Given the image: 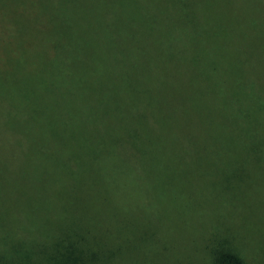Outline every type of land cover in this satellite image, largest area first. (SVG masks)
I'll use <instances>...</instances> for the list:
<instances>
[{
	"label": "trees",
	"instance_id": "16d2710c",
	"mask_svg": "<svg viewBox=\"0 0 264 264\" xmlns=\"http://www.w3.org/2000/svg\"><path fill=\"white\" fill-rule=\"evenodd\" d=\"M235 3L0 0V264H133L134 218L149 207L158 222L149 191L160 202L170 184L136 141L178 169H213L222 191L264 169V72L242 99L223 78L238 50H259L264 12ZM95 23L110 44H95ZM217 76L232 105L196 113L188 92ZM91 188L106 212L88 213ZM248 231L210 234L211 264H249Z\"/></svg>",
	"mask_w": 264,
	"mask_h": 264
},
{
	"label": "rangeland",
	"instance_id": "374dc122",
	"mask_svg": "<svg viewBox=\"0 0 264 264\" xmlns=\"http://www.w3.org/2000/svg\"><path fill=\"white\" fill-rule=\"evenodd\" d=\"M251 3L253 4H248L245 0L243 4L236 0L235 5L231 7L241 12H264V0H251ZM256 29V26L252 25V29L247 31ZM92 31L95 44H110V36L99 23L92 25ZM258 38L259 36L250 40L259 45V50L249 48L238 50L234 54L231 69L223 72V78L230 83L232 89L242 93L239 96L241 99L248 78L258 69L264 72V36L260 41ZM259 77L264 78V73H260ZM222 92L230 95L221 78L217 76V80L213 79L203 90L195 89L188 92L186 100L193 104L195 107L193 110L198 114L207 104L213 102L221 101L229 108L232 99L227 100L226 97L225 100ZM204 103L206 105H203ZM176 135L174 131L168 134L172 138ZM162 142L167 144L172 141L164 139ZM135 146L140 148L142 157L146 159L148 165L166 171L162 176L170 184L167 187L168 192L159 195L160 202L155 191L153 189L149 191L150 201H158L156 217L159 219L158 222L154 221L155 215L151 213L149 207L147 210L144 209L142 216L131 217L135 222L145 224L143 230L145 233L139 238L137 260L133 264H211V254L207 245L209 240H206L210 234L212 237L216 232L225 231L226 224L232 229L249 228L243 235L248 249L245 254L249 264H261L264 251V169H239L238 173H242L244 184L238 186L239 189L227 187L226 191H222L217 187L220 177L214 175L213 169H178L161 155L158 156L155 151L152 152L149 142L136 141ZM93 191L91 188V199L85 201L86 203L89 201L93 206L88 213L94 215L96 211L106 212V207L99 201L98 204L96 193ZM109 209L111 210L110 207ZM134 232L130 230V233ZM233 245L241 253L239 245L236 243Z\"/></svg>",
	"mask_w": 264,
	"mask_h": 264
}]
</instances>
